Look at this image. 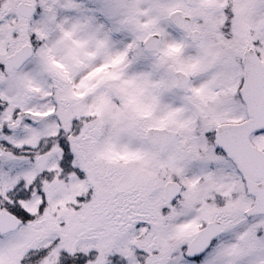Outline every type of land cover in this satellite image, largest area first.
Returning <instances> with one entry per match:
<instances>
[{
	"label": "flooded vegetation",
	"instance_id": "flooded-vegetation-1",
	"mask_svg": "<svg viewBox=\"0 0 264 264\" xmlns=\"http://www.w3.org/2000/svg\"><path fill=\"white\" fill-rule=\"evenodd\" d=\"M127 1L71 0L78 16L72 27L55 10V20L39 23L38 40L24 44L29 54L19 64L6 66L5 58L20 46L0 55V250L16 264H260L264 250L257 261L252 256L264 241V129L249 126L253 109L264 105L254 98L246 104L242 87L248 50L255 54L249 74L256 83L264 77V39L251 38L263 25L250 21L252 14L264 21L262 6L181 0L165 16L176 36L167 43L154 25L146 32L126 21ZM12 2L1 0L0 8L12 5L8 15ZM184 7L197 11L194 24ZM15 13L12 28L31 21L36 9L30 18ZM48 25L59 32L52 43ZM196 47L208 49L200 56L213 79L200 106L183 111L187 117L155 108L127 116L120 98L118 105H84L96 88L142 63L153 78L167 73L170 88L192 96L195 78L185 67ZM212 48L225 54L211 56ZM178 75L187 82L182 91ZM133 139L143 146L136 153L126 149Z\"/></svg>",
	"mask_w": 264,
	"mask_h": 264
},
{
	"label": "rangeland",
	"instance_id": "rangeland-1",
	"mask_svg": "<svg viewBox=\"0 0 264 264\" xmlns=\"http://www.w3.org/2000/svg\"><path fill=\"white\" fill-rule=\"evenodd\" d=\"M28 1V2H26ZM13 0L14 5L12 7V11L8 15L7 8L11 5H6L4 8H0V55L2 58H4L6 55H9L12 51H14L19 46L26 43H31L32 41H37L38 38L34 36V34H38L40 31L39 23H41L44 18H48V21L55 20L56 14L55 10L58 12L59 17L58 21H63L68 23V28L72 27L71 24L78 21V16L73 17V11H71V0H62L63 2V11L60 12L59 9L56 8V4H58V1L60 0ZM12 2V3H13ZM202 3L203 0H198ZM32 4L35 5L36 8V15L33 16V19L29 21L26 24H20L15 25L14 28L9 26L7 23L11 17L14 16L15 19L18 18L17 14L15 13V8H18L20 4ZM264 0H256L255 1V8L258 10L259 7H261L260 10H262L260 14H262V17L264 19ZM12 6V5H11ZM182 6L181 0H166V1H158V0H128L126 9H125V18L127 22H139L141 23V28L143 31L151 32L153 29L151 28L153 25L154 28L157 27V29L162 31L163 36L167 39H171L172 37H176L173 35L168 29L167 24L165 25L166 20V13L174 8ZM241 6V4H240ZM0 7H1V0H0ZM246 7V3H243V6L239 13L243 15V11ZM55 8V9H54ZM38 9V12H37ZM54 14H53V12ZM17 12V9H16ZM42 13V14H41ZM184 13L186 16L190 18V21L192 24H194L196 17H198L197 11L195 10H187L185 11L184 7ZM242 18V16H240ZM258 15L252 14L250 17L251 23L254 25H257V28L259 29L262 25V29L258 31L259 34L257 36H251V38H262L264 39V21H262ZM240 18V20H241ZM242 21V20H241ZM246 24L247 21L244 20ZM239 29L245 28L243 26H240L239 20ZM196 25V24H195ZM244 25V24H243ZM245 26V25H244ZM195 27V26H194ZM48 35L47 37L53 33L50 38V43H52L55 39H57V36L59 37L58 33L54 29H52L48 25ZM196 28V27H195ZM198 29V28H196ZM244 31V29H243ZM70 33H72V30H70ZM67 33L63 32V30L60 31V37L62 38H68V42L71 43V40H69V36H66ZM252 35V34H251ZM203 37H207L206 35H203ZM242 35L240 36V38ZM127 38V48L129 47L130 43L133 40V37H131L129 34L126 36ZM248 36L246 37L243 35V41L240 42V45L238 48H241L243 45L246 44ZM246 39V40H245ZM168 43V42H167ZM177 43V42H176ZM205 43L204 40L201 41L200 46H203ZM65 44V42L63 43ZM71 47V45H69ZM191 48L192 50H189V54L194 56L192 57V62L194 65L199 68V65L205 68L194 69V65L192 62L188 64V67H185L186 71L189 72V75L195 78L193 85L196 86L194 90L196 91L192 96L185 95L184 93L174 91L172 88V81L167 75V73H162L161 76L158 78H153L154 74L147 73L144 68L145 65L139 64L138 66H135L131 69H128L127 72L123 71L122 74L119 76L118 82L111 81L110 84L108 83L107 89H99L96 88V90L99 91V93H93L90 97V99H87L84 103V105H118L116 100L117 98L122 99V105H127V116H130L132 114L133 116L136 115L135 113L138 112V109H142L141 112H148L150 108H155L158 113H163L164 109L167 111V115H173L176 119L185 118L187 117L183 113L185 112L186 107L190 106V110H194L198 103L201 102V100L206 99L207 96H209V89H211L210 83L212 82L213 74L210 72L208 65L205 64L203 60V56H200V54L209 53L208 49L202 50V47L197 49ZM42 50V47L39 49V52ZM211 51L212 55H222L225 54L224 51L220 50L218 51L212 48ZM8 53V54H7ZM200 56V57H199ZM199 59H201V62H199ZM205 64V65H204ZM201 69L203 71H201ZM195 73V76L193 74ZM173 80V79H172ZM172 83V84H171ZM155 84V85H154ZM158 85V86H157ZM170 85V86H169ZM172 86V88H170ZM103 90V91H102ZM194 103L195 105H192ZM81 105V104H80ZM184 109V110H183ZM189 110V116H191V112ZM184 111V112H183ZM182 127V126H180ZM130 147L128 148V146ZM129 145H127V151L130 150L131 152H138L141 149H143V146L141 143H139L137 140L133 139ZM141 148V149H140ZM127 247V246H126ZM264 250V241H260L255 244V253L252 256L253 260L257 261L259 255ZM123 255V253H122ZM17 260L15 256L8 251H1L0 250V264H16Z\"/></svg>",
	"mask_w": 264,
	"mask_h": 264
},
{
	"label": "water",
	"instance_id": "water-1",
	"mask_svg": "<svg viewBox=\"0 0 264 264\" xmlns=\"http://www.w3.org/2000/svg\"><path fill=\"white\" fill-rule=\"evenodd\" d=\"M188 4L194 5V3H191L189 1H188ZM17 12L20 15H22V16H24L26 18H29L32 15V13H33V8H32V6L27 5V4H20L19 7L17 8ZM170 19H171V21L175 22L176 25H178L179 27L185 28L183 25H180V22H185V20H182V19L179 20L177 15L176 16H175V14L171 15L170 16ZM189 38L192 40V42H195V41L198 40V34L195 33V32L194 33H191L189 35ZM145 46H146V48H148L150 50L153 49L156 46V42L154 41V37H152V36L148 37V39L145 42ZM27 48H28L27 46L21 48L16 53V58H10V57L7 58L6 59V65L7 66L12 65L13 61L14 60H17L18 57H19V55L25 56V55L29 54ZM250 54H251L250 52H247L246 53V55H247L245 57V59H246V65H248V63H249V59H250V56H251ZM245 80L247 81V77H245ZM186 85H187V82L184 80V78L182 77V75H178V77H177V84H176L177 88L178 89H184L186 87ZM246 87H247V84L245 83L244 88H246ZM243 94H244V100L246 101L247 100V92H246V89L244 90ZM261 95H264V93H262ZM263 100H264V96H263ZM255 121H256V118H255L254 122ZM256 123H258V122H256ZM260 123L261 124H255V125H253V128H255V129L264 128V123L263 122H260ZM159 133H160V131H158V130H150L149 135L156 137ZM261 264H264V262L261 263Z\"/></svg>",
	"mask_w": 264,
	"mask_h": 264
}]
</instances>
